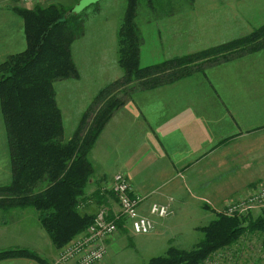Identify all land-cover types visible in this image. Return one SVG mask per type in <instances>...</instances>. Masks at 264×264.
I'll return each mask as SVG.
<instances>
[{
	"label": "trees",
	"instance_id": "16d2710c",
	"mask_svg": "<svg viewBox=\"0 0 264 264\" xmlns=\"http://www.w3.org/2000/svg\"><path fill=\"white\" fill-rule=\"evenodd\" d=\"M126 2L125 16L117 32L118 63L124 74L98 90L70 138H65L55 82L80 77L72 46L84 32L83 13L76 14L72 8L56 4L12 8L24 21L27 47L0 63V109L12 169L10 183L0 186V210H36L42 227L59 250L86 231L93 221L94 214L79 209L95 173L90 153L126 98L133 99L138 93L197 72L205 74L208 66L264 49L263 24L245 36L143 65L137 22L139 0ZM205 209L213 211L216 217L199 228L203 236L198 243L191 249L170 246L164 255L152 257L146 264H239L237 248L255 233L262 234L264 249V209L258 217L252 215L253 211L229 215L226 208L215 212L205 205ZM118 221L119 228L126 231ZM17 258L52 264L30 248L0 250V262Z\"/></svg>",
	"mask_w": 264,
	"mask_h": 264
},
{
	"label": "crops",
	"instance_id": "0c3cea01",
	"mask_svg": "<svg viewBox=\"0 0 264 264\" xmlns=\"http://www.w3.org/2000/svg\"><path fill=\"white\" fill-rule=\"evenodd\" d=\"M179 1L162 0L164 9L172 10L166 11L167 14L163 12L158 23L183 22V11L187 8ZM206 1L209 2L207 9H224L226 15L240 8L241 15L219 19L218 23L229 26L221 31L223 34L213 29L208 34L186 37L190 43L205 41L208 35L218 39L201 46L203 49L245 36L264 24V0ZM16 3L17 0H0V56L12 53L8 51L7 40H13L16 33L21 35L22 41L24 39L23 19L12 10ZM187 13L192 14V11ZM191 17L186 19L192 22L198 19V16ZM166 30L167 27L163 31ZM201 48L191 51L203 50ZM145 52L151 55L155 51ZM179 53L183 50L162 53L161 57L180 56ZM138 94L140 98L131 99L111 118L90 153L95 173L81 198L82 213L95 214L103 205L111 215L118 212L115 196L103 192L117 173L127 176L132 195L142 200L141 212L148 214L154 201H175L174 207L181 211L184 202L188 204L191 200V193L187 192L190 185L198 186L192 193L196 202L217 204L248 184L246 169L264 163L260 147L264 136V49L211 66L206 76L195 73ZM127 135L131 142L124 144L128 145L125 151L122 145ZM109 143H114L113 149L107 147ZM163 224L160 221L159 225ZM167 231L172 229L167 228ZM17 247L36 250L51 263L63 249L55 248L36 210L1 209L0 250ZM0 264L39 263L17 258Z\"/></svg>",
	"mask_w": 264,
	"mask_h": 264
},
{
	"label": "rangeland",
	"instance_id": "374dc122",
	"mask_svg": "<svg viewBox=\"0 0 264 264\" xmlns=\"http://www.w3.org/2000/svg\"><path fill=\"white\" fill-rule=\"evenodd\" d=\"M17 2V5L28 8L34 7L37 4L43 6L56 4L73 9L79 0H17ZM161 2L162 0H151V2L139 0L137 22L142 39L143 65L151 64V61H162V53L167 54L169 51L182 49L183 53H179V55H184L185 53L193 52L191 51L193 49L199 50L201 46L211 44L215 40L218 41V39L211 38L213 37L212 35H208L204 39L205 41H197L196 43L192 41L190 43L186 37L208 34L213 29L217 30V33L219 32L220 34L221 31L229 27L224 26L221 22L218 23V21L222 20V17H238V14L241 15L240 8H234L230 14L226 13L225 15L224 9H207L209 2L206 0H180L179 3L187 8L184 9L185 12L183 11L185 13L183 22L179 21L177 24L164 25L158 23L160 20L159 16L165 10ZM126 7V0H100L81 12L83 13L84 32L77 37L72 46L73 57L79 69L80 77L79 79L71 78L55 82L58 103L64 115L65 138H70L73 135L82 114L90 105L98 90L110 82L121 78L124 74L118 63L117 32L122 25ZM167 10L171 11L172 9L167 8ZM189 11H192V14L187 13ZM152 12L153 14L150 17V13ZM214 14L217 16L215 17ZM191 15L192 17L198 16V19H195L194 22L186 19ZM169 17H171V14ZM156 21L158 24L154 23ZM169 21L172 22V19L170 18ZM166 27L167 30L163 31ZM20 36L16 33L13 36V40H7L8 51L9 53L12 51L10 55L20 53L26 49L25 30L23 31V41L19 38ZM148 49L149 52H155L151 53V55L146 54L145 51ZM8 56H0V63ZM209 67L211 66L206 67L205 74H201L206 76ZM138 95H134L133 101L135 98H140ZM124 101L126 102L125 105L117 109L113 116L117 112H120L131 99L126 98ZM86 103L87 105H85ZM82 108L83 111H81ZM126 142H131L129 135L123 141L122 146L125 151L128 148V145H124ZM113 144L109 143L107 147L113 149ZM260 147H262V151L264 152V136L260 142ZM9 157L8 136L0 109V186L9 184L10 179H12ZM118 164H120V161ZM256 165L259 166L256 168L252 166V168L245 170L248 184L241 191L230 194L217 204L203 201L196 202L192 198V193L196 192L198 186L190 185L187 191L191 193L189 195L191 198L189 203L185 204L187 202H184L185 207L182 206L181 211L174 207V215L168 218L154 217L155 228L151 233L147 235H135L128 228L126 231H122L119 228L115 234L107 239V254L97 264H146L152 257L164 255L170 246L191 249L203 236L199 228L207 225L216 217L213 211L205 209V205H209L215 212H221L229 203L244 199L247 197L249 191L264 186V163H257ZM172 204L175 206V201ZM260 214L261 210L255 209L252 215L258 217ZM160 221H163L165 225L160 226ZM167 228L172 229V231H167ZM242 243L237 248L239 257H241L236 260L239 264H264L262 234L255 233L254 235H250ZM56 257L52 262H54ZM212 263L213 261L209 264Z\"/></svg>",
	"mask_w": 264,
	"mask_h": 264
},
{
	"label": "built area",
	"instance_id": "2783aa9c",
	"mask_svg": "<svg viewBox=\"0 0 264 264\" xmlns=\"http://www.w3.org/2000/svg\"><path fill=\"white\" fill-rule=\"evenodd\" d=\"M132 191L127 176L121 173L115 174L111 184L103 188V192L115 196L119 205L118 212L111 215L106 206L99 207L87 230L63 247L52 264H97L107 254V239L119 230L118 220L133 234L147 235L155 228L154 217L168 218L174 215L175 209L171 201L153 202L149 213H142V200L134 197ZM255 209H264V186L249 191L244 199L229 203L226 206V213L246 214L249 211L254 212Z\"/></svg>",
	"mask_w": 264,
	"mask_h": 264
},
{
	"label": "water",
	"instance_id": "95a60500",
	"mask_svg": "<svg viewBox=\"0 0 264 264\" xmlns=\"http://www.w3.org/2000/svg\"><path fill=\"white\" fill-rule=\"evenodd\" d=\"M100 0H79V2L73 7L72 11L76 14L83 12L88 6L99 2Z\"/></svg>",
	"mask_w": 264,
	"mask_h": 264
}]
</instances>
